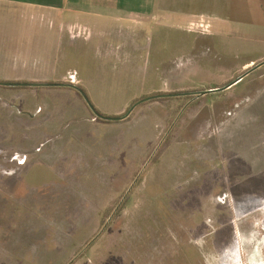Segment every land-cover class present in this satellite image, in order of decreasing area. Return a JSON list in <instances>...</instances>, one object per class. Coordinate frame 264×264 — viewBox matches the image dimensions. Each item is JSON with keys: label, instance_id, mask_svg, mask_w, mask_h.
I'll use <instances>...</instances> for the list:
<instances>
[{"label": "rangeland", "instance_id": "1", "mask_svg": "<svg viewBox=\"0 0 264 264\" xmlns=\"http://www.w3.org/2000/svg\"><path fill=\"white\" fill-rule=\"evenodd\" d=\"M5 10L0 64L15 79L0 80L73 83L109 116L150 95L224 86L264 53V39L176 20ZM263 81L264 65L236 87L152 99L116 121L97 118L72 88L0 86V158L39 174L32 188L0 178V245L10 240L0 264H262L264 192L238 183L257 171L236 169L234 187L211 144L227 117L259 119ZM15 97L26 115L12 111Z\"/></svg>", "mask_w": 264, "mask_h": 264}, {"label": "crops", "instance_id": "2", "mask_svg": "<svg viewBox=\"0 0 264 264\" xmlns=\"http://www.w3.org/2000/svg\"><path fill=\"white\" fill-rule=\"evenodd\" d=\"M5 7L30 9L35 14L45 12L56 14L59 22L64 17L74 19L92 17L96 18L98 22H106V20L117 22L128 19L131 23H137V21L142 23L144 20L150 19H163L164 21L176 20V24H184L188 28L190 22L203 19L209 23L207 33L214 36L219 32H227V34L234 33L235 35H242L252 40L264 39V0H0V14H12L6 11ZM263 60L264 53H260L255 58L241 62L240 65L245 68H250ZM244 78L231 87H236ZM0 79L14 80L15 78L10 76L7 71L4 72L3 66L0 64ZM13 100L15 101L13 103L15 106L12 111H19L20 108L18 107L22 103L19 101L20 97H15ZM258 102H254V105L256 103L259 119L256 122L255 120H251L253 123L251 127L247 123L242 126L237 124L236 114L231 115L223 123V129L227 131V134L218 135V138H216L218 140L221 139L223 142L226 141L223 145L224 147L219 149V146L216 144L218 140H215L214 143L212 142L211 146L218 156H220L218 161L221 159L224 163L228 164V176L233 180L232 184L234 187L237 186L236 180L238 176L236 175V169L243 174L251 173L254 170L257 171L256 176L248 177L243 183L240 181L238 183H240V186L245 185V187L251 189L258 187L264 192V85L259 92ZM19 112L25 114V112ZM250 113L252 112L250 111ZM11 124L26 125V123L16 122L14 120L11 121ZM241 129L243 134H237L236 132H240ZM241 162L244 164H249L250 162L252 164L249 166L247 164L245 166L239 164L238 168L236 164ZM24 164L17 163L15 159L7 160L5 157L0 158V178L2 176L8 177L9 174V180H15V183L18 179L20 180L16 183V187L20 185L22 188L36 187L35 185L29 184V180L32 177H38L39 174L37 172L22 173L18 171ZM242 169L243 171H241ZM228 185V189L231 191L232 186L230 181H228ZM256 210L254 212L258 213ZM258 210H260V207ZM256 225L252 222L253 233ZM233 227L237 230L235 225ZM33 228L38 229V226L36 225ZM39 231L42 232L41 230ZM237 231L239 232V230ZM263 234L264 229L261 230L262 240L260 241L261 244L258 250L262 264H264ZM9 241L6 239L1 241V252L4 251V242ZM1 264H4V261H1Z\"/></svg>", "mask_w": 264, "mask_h": 264}, {"label": "water", "instance_id": "3", "mask_svg": "<svg viewBox=\"0 0 264 264\" xmlns=\"http://www.w3.org/2000/svg\"><path fill=\"white\" fill-rule=\"evenodd\" d=\"M264 64V60L259 62L258 64L248 68L245 72L237 76L235 79L230 81L229 83L225 84L224 86L218 87V88H212V89H204V90H195V91H186V92H170V93H159V94H154L150 95L144 98H141L137 101H135L128 109L127 111L121 115V116H109V115H104L100 113L92 104L91 100L89 99L87 93L80 87L77 86L73 83H67V82H5V81H0L1 86H28V87H51V86H57V87H68L76 90L79 92V94L83 97L84 101L92 111V113L99 119L102 120H123L127 118L131 112L141 103L152 100V99H159V98H169V97H179V96H186V95H193V96H203L209 93H214V92H220L223 90H226L230 88L233 84L237 83L240 81L242 78H244L246 75L251 73L253 70L257 69L261 65Z\"/></svg>", "mask_w": 264, "mask_h": 264}, {"label": "built area", "instance_id": "4", "mask_svg": "<svg viewBox=\"0 0 264 264\" xmlns=\"http://www.w3.org/2000/svg\"><path fill=\"white\" fill-rule=\"evenodd\" d=\"M189 30H201L208 32L209 30V23L204 21L203 19H200L195 22H190L188 25Z\"/></svg>", "mask_w": 264, "mask_h": 264}, {"label": "trees", "instance_id": "5", "mask_svg": "<svg viewBox=\"0 0 264 264\" xmlns=\"http://www.w3.org/2000/svg\"><path fill=\"white\" fill-rule=\"evenodd\" d=\"M10 88H21V87H17V86H11ZM74 90V89H73ZM74 91H76V90H74ZM77 92V91H76ZM78 94H79V92H77Z\"/></svg>", "mask_w": 264, "mask_h": 264}]
</instances>
